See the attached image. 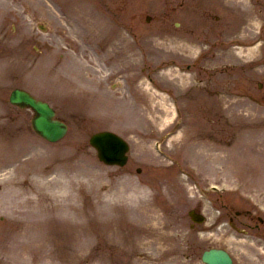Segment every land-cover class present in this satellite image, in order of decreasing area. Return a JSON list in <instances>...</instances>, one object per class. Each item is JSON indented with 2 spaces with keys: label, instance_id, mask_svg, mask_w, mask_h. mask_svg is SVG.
<instances>
[{
  "label": "rangeland",
  "instance_id": "rangeland-1",
  "mask_svg": "<svg viewBox=\"0 0 264 264\" xmlns=\"http://www.w3.org/2000/svg\"><path fill=\"white\" fill-rule=\"evenodd\" d=\"M110 1L0 0V264H204L208 247L264 264L246 212L264 216V0ZM16 87L62 139L34 132ZM102 130L125 165L98 160Z\"/></svg>",
  "mask_w": 264,
  "mask_h": 264
},
{
  "label": "water",
  "instance_id": "water-1",
  "mask_svg": "<svg viewBox=\"0 0 264 264\" xmlns=\"http://www.w3.org/2000/svg\"><path fill=\"white\" fill-rule=\"evenodd\" d=\"M10 101L20 106H30L35 111L33 128L48 140L55 141L66 131V124L54 119V110L42 100L35 99L28 92L14 89ZM90 142L98 149L99 157L107 163H124V151L127 144L119 136L109 131L94 133ZM202 260L207 264H231L232 259L222 248H210L203 251Z\"/></svg>",
  "mask_w": 264,
  "mask_h": 264
},
{
  "label": "bare ground",
  "instance_id": "bare-ground-1",
  "mask_svg": "<svg viewBox=\"0 0 264 264\" xmlns=\"http://www.w3.org/2000/svg\"><path fill=\"white\" fill-rule=\"evenodd\" d=\"M252 43L254 42V40H252L251 41ZM235 48H239V47H235ZM239 50H241V51H243V50H248L249 52H253V46H251V45H246V48H242V47H240V49ZM23 182H25L24 180H23ZM29 191H30V187L28 188V190H26L24 193H29ZM43 193L42 192H40V196L42 195ZM46 194L44 193V196H45ZM148 192H147V190L145 189V185L144 184H140V190L138 191V192H136V196L138 197V198H141V199H143V201L146 203L147 201H148ZM140 199V200H141ZM143 216H145V215H143ZM139 225H142L143 226V224L142 223H139ZM123 238V236L121 235V238L120 239H122ZM125 241V239L123 240V242Z\"/></svg>",
  "mask_w": 264,
  "mask_h": 264
},
{
  "label": "flooded vegetation",
  "instance_id": "flooded-vegetation-1",
  "mask_svg": "<svg viewBox=\"0 0 264 264\" xmlns=\"http://www.w3.org/2000/svg\"><path fill=\"white\" fill-rule=\"evenodd\" d=\"M245 217H247V216H245ZM250 220H251V219H250ZM255 226H256L257 230H262V228H263V230H264V226H261L260 223H256ZM257 233H259V232H257Z\"/></svg>",
  "mask_w": 264,
  "mask_h": 264
}]
</instances>
